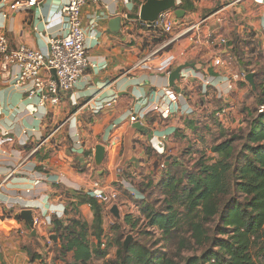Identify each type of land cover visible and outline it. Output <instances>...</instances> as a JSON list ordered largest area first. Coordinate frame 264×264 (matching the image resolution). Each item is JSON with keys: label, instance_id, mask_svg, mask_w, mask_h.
Wrapping results in <instances>:
<instances>
[{"label": "crops", "instance_id": "0c3cea01", "mask_svg": "<svg viewBox=\"0 0 264 264\" xmlns=\"http://www.w3.org/2000/svg\"><path fill=\"white\" fill-rule=\"evenodd\" d=\"M145 1L83 6L89 67L57 104H39L37 94H28L32 82H17L18 67L5 69L0 61V264L63 263L54 254L61 242L50 231L52 218L75 216L90 226L91 200L101 206L102 219L111 213L113 204L88 193L94 180L105 188L113 183L117 198L136 209L134 199L143 196L135 184L145 177L156 181L154 163L176 158L168 151L180 142L185 123L188 129L210 126L223 106L229 110L217 119L221 127L242 125L249 116L252 87L241 76L250 70L255 80L254 56H264V0H175L164 11L173 21L168 33L140 18ZM67 2L38 0L29 9L0 10V34L10 49L26 44L47 52L50 40L67 32ZM169 55L172 70L186 64L173 84L156 69ZM156 104L168 108L165 114L154 110ZM134 114L138 121L132 123ZM99 144L105 147L101 165L94 159ZM24 209L42 217L35 234L21 216ZM90 240L96 242L92 235Z\"/></svg>", "mask_w": 264, "mask_h": 264}, {"label": "trees", "instance_id": "16d2710c", "mask_svg": "<svg viewBox=\"0 0 264 264\" xmlns=\"http://www.w3.org/2000/svg\"><path fill=\"white\" fill-rule=\"evenodd\" d=\"M254 83L245 128L211 146L218 158L212 161L202 154L192 168L171 159L156 181L145 177L135 184L143 196L134 199L139 215L131 220L127 214L124 220L132 230L146 221L139 236L152 240L134 238L124 249L123 234L118 233L116 257L107 264H256V253L264 251V70H257ZM90 203L95 216L90 226L75 216L51 220L50 231L61 242L54 250L61 264H91L106 255L99 247L101 206L96 200ZM90 235L98 246L91 244ZM25 249L37 257L32 247Z\"/></svg>", "mask_w": 264, "mask_h": 264}, {"label": "built area", "instance_id": "2783aa9c", "mask_svg": "<svg viewBox=\"0 0 264 264\" xmlns=\"http://www.w3.org/2000/svg\"><path fill=\"white\" fill-rule=\"evenodd\" d=\"M98 1L68 0L62 8V14L67 23V32L61 38L51 39L47 52H42L26 44H20L14 49H10L7 39L0 34V61L2 67L6 69L9 65L17 66L19 72L16 81L32 82L28 94L29 96L37 94L39 104L44 105L48 102L57 104L62 93L72 90L76 83L85 77L89 60L85 46L87 30L82 25V8L85 4ZM37 2L38 0H0V10L7 8L9 11L14 12L29 9L35 6ZM153 24L167 33L173 28V21L165 12L161 13ZM220 42L223 43L225 40L220 39ZM147 59L148 57L145 56L142 62H146ZM173 60L172 55L166 56L159 62L156 69L169 75L173 68ZM219 63V60L215 61V64ZM245 75L242 74L241 78L245 79ZM162 105L164 104H156L154 110L165 114L168 108H164ZM228 110L229 106H223L215 112V116L221 120L226 116ZM262 110L263 106H259L258 111L261 112ZM137 121V116L135 114L131 115L130 122ZM158 145L163 147L162 142ZM112 187H114L113 183H108L105 188L100 181L94 180L88 193L101 203L111 206L117 200V192L110 190ZM41 220L42 217H34V225H38ZM50 240L49 244L51 243ZM101 245L104 246V242Z\"/></svg>", "mask_w": 264, "mask_h": 264}, {"label": "rangeland", "instance_id": "374dc122", "mask_svg": "<svg viewBox=\"0 0 264 264\" xmlns=\"http://www.w3.org/2000/svg\"><path fill=\"white\" fill-rule=\"evenodd\" d=\"M254 67H257L258 70H264V56L263 55H257L254 56ZM262 78V77H261ZM254 98V97H253ZM252 106V105H251ZM242 124V122H240ZM184 129L182 131L178 132L180 134V142H175V144H170L172 149L168 151V153L173 154L178 158V160L185 162V166L188 168H192V165L194 162L200 158V156L203 154L206 158H210L212 161L213 159L218 158L216 153L211 152V146L214 144H217L220 142L223 138H226V135L233 132L234 130H238L240 127L245 128L246 121H244V124L242 125H236V126H219L217 121L210 120V126L205 125L204 123H197V125L194 126V128H187V123L184 124ZM179 139L176 137V140ZM169 145V146H170ZM152 154V153H151ZM153 157V156H152ZM169 162V161H168ZM164 161L159 162V169L158 172L160 176L162 174V170L164 169V166L162 164ZM156 164V162L154 163ZM157 178V177H155ZM158 179V178H157ZM116 205L119 210V217H114L111 213H107L104 215L102 219V225H103V232L100 238V242H104V246L99 244L96 240L94 242V246H98L100 249L106 251V255L104 257H95L91 260V264H107L106 261H109L110 259H114L117 254V245L115 243V236L120 233L123 234V238L121 239V242L124 243L126 238L128 236L133 237L131 241L134 238H138L141 240H147L150 241L152 239H149L147 236H139V231L144 230V225L146 221L141 224V226L138 224L134 229L132 230L130 227V224L125 223L124 217L127 214H131V220H136L139 213H137L136 209L133 208L128 202H121L120 199L117 198L115 203L113 205ZM108 207L109 205L106 204ZM118 225L119 228L116 229L111 226ZM130 241V242H131ZM129 242V243H130ZM186 254L193 253L190 252H184ZM54 257V254L52 255ZM254 259L256 260V264H264V251L256 253Z\"/></svg>", "mask_w": 264, "mask_h": 264}, {"label": "water", "instance_id": "95a60500", "mask_svg": "<svg viewBox=\"0 0 264 264\" xmlns=\"http://www.w3.org/2000/svg\"><path fill=\"white\" fill-rule=\"evenodd\" d=\"M175 7V0H146L144 4H142L140 9V18L150 24H153L157 21L159 15L167 11L169 9H172ZM175 13L178 16H181L180 13H183V10L176 9ZM120 18H115L114 22L119 23ZM186 67V64L180 65L174 70L170 72L168 75V81L169 84H173L175 80L179 79L181 70ZM245 79L248 81V83L251 85L252 89H255V83H254V73L248 72L245 75ZM139 127V126H138ZM105 156V147L103 145H97L95 147V163L97 165H101L103 159ZM110 212L116 217H119V210L116 205H113L110 209ZM22 218L27 222L28 226L32 229V234H35L34 229V217L32 215V211L30 209H24L21 211ZM55 239V235L53 234L51 236ZM133 237L128 236L126 240L123 243L124 249L127 248L129 242L131 241Z\"/></svg>", "mask_w": 264, "mask_h": 264}]
</instances>
